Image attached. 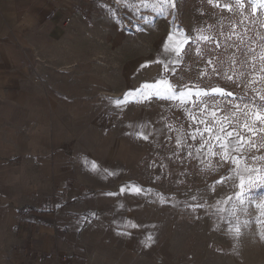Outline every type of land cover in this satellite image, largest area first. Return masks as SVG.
Wrapping results in <instances>:
<instances>
[{
    "label": "crops",
    "instance_id": "0c3cea01",
    "mask_svg": "<svg viewBox=\"0 0 264 264\" xmlns=\"http://www.w3.org/2000/svg\"><path fill=\"white\" fill-rule=\"evenodd\" d=\"M75 11L73 0H0V264H123L112 255L151 251L161 237L165 201L144 194L146 151L135 149L160 135L158 114L147 128L136 114L159 99L142 94L157 80L130 87L126 75L159 61L113 71L81 60Z\"/></svg>",
    "mask_w": 264,
    "mask_h": 264
},
{
    "label": "rangeland",
    "instance_id": "374dc122",
    "mask_svg": "<svg viewBox=\"0 0 264 264\" xmlns=\"http://www.w3.org/2000/svg\"><path fill=\"white\" fill-rule=\"evenodd\" d=\"M73 1L74 48L81 60L97 56L114 71L123 62L153 53L159 63L138 70L135 77L128 69V86L163 79L177 93L208 92L183 103L159 97L149 100L140 114L136 110L144 128L157 114L161 121L158 139L135 143V149L146 151L137 166L143 170L138 173L143 186L149 188L144 194L165 201L159 205L161 237L151 251L147 243L144 253L129 250L112 257L121 255L123 264H264V124L257 123L254 134L240 127L246 119L252 123L251 115L242 114L244 105L264 103L259 99L264 95V62L259 59L264 51V9L252 15L247 0L243 10L235 7V0H172L161 14L157 0ZM201 35L211 41L199 40ZM185 37L188 42L177 57L172 48ZM212 88L234 95L220 96ZM127 114L134 116L133 110ZM221 127L236 128L250 136L251 143L225 157L215 139L223 136ZM237 156L242 158L234 164ZM245 167L256 170L255 183L249 184ZM241 175L245 187L238 199ZM70 189L66 183L63 193ZM55 208L48 203L45 211L54 213Z\"/></svg>",
    "mask_w": 264,
    "mask_h": 264
},
{
    "label": "snow or ice",
    "instance_id": "6c2138e0",
    "mask_svg": "<svg viewBox=\"0 0 264 264\" xmlns=\"http://www.w3.org/2000/svg\"><path fill=\"white\" fill-rule=\"evenodd\" d=\"M211 2V0H210ZM245 2L246 0H235V7L243 10L245 8ZM247 3L249 4V6L251 7V14L252 15H256L259 11V9H264V0H247ZM157 4L159 7V11L161 14H163V11L165 9V7L167 5L172 4V0H157ZM146 6V5H145ZM174 6V5H172ZM228 11H232V7H230L229 5H225L224 6ZM153 10L156 11L157 10V5H153ZM241 14H243V12H241ZM199 40H203L206 42H210L211 41V37L206 36V35H201L198 37ZM169 40L172 41L173 37L169 36ZM187 41V37H185L182 40H178L175 42V46L172 48V51L175 52L176 56L179 57L181 52L183 51V48L181 47L182 45L186 44ZM218 46V45H217ZM249 51L255 53V49H249ZM259 59L264 62V51H262L259 54ZM209 63H212V61H209ZM214 71H217V69L214 68ZM261 72H264V68H261ZM264 78V77H262ZM229 79H231V77H229ZM143 89L148 90L147 93H142L144 95H150V94H154L157 97L160 98H164V99H170V100H179L180 102H186L189 98L196 96V97H202V96H207L208 92L205 91H193V90H188V91H180L179 93H177L172 84L167 81V80H157L154 84H144L142 86ZM212 93L214 94H219L220 96H233L234 93L232 92H225L223 89L221 88H212L211 89ZM128 95H132L131 93H129ZM259 99L261 101H264V95H261L259 97ZM116 104H120L121 101H115ZM234 108H236L237 110H239L240 106L234 105ZM244 109L246 111H244L242 114L245 117H248L249 115H251L252 117V123L249 124L248 120L246 119L243 125H240V127L247 129V131L250 134H254L255 133V126L258 124H264V103L260 104V105H256L255 102H252L251 107L248 104L244 105ZM216 111L213 110L212 111V116L215 117L216 116ZM225 119H229V117H225ZM205 131H208L210 133H213V135H215V133L213 132L212 129H208L205 128ZM220 133H223V136L221 135H215V139L219 142V147L220 149L224 152L225 157H228L229 152L232 151H241L244 144L247 143H251V137H246L245 135H243L240 131H238L236 128H231V130L225 129L223 127H221L219 129ZM194 139V137H193ZM255 146V145H252ZM262 147H264V144L261 145ZM242 157H235L232 158L233 163L234 164H238L239 160ZM245 172L249 173L248 176V182L249 184L251 183H255L256 181H254L252 179V173L255 172V169H249L247 167H245L244 169ZM261 179H264V177H261ZM239 187L241 189V192L237 193V198L241 199L243 197V189L245 187V177L243 175H241L239 177ZM134 192L139 194L142 189L139 187H135ZM121 191L123 192L124 189H121ZM231 199V198H229ZM236 232L239 233L240 229L237 226L236 227ZM149 240H151V237H149Z\"/></svg>",
    "mask_w": 264,
    "mask_h": 264
},
{
    "label": "built area",
    "instance_id": "2783aa9c",
    "mask_svg": "<svg viewBox=\"0 0 264 264\" xmlns=\"http://www.w3.org/2000/svg\"><path fill=\"white\" fill-rule=\"evenodd\" d=\"M70 21H71L70 18H68V19L65 20L64 24L68 25L70 23Z\"/></svg>",
    "mask_w": 264,
    "mask_h": 264
}]
</instances>
